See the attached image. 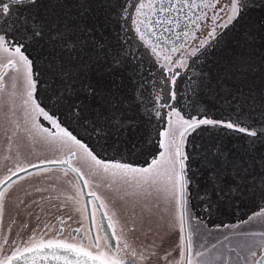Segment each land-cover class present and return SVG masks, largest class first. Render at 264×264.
Instances as JSON below:
<instances>
[{
    "label": "snow or ice",
    "instance_id": "obj_1",
    "mask_svg": "<svg viewBox=\"0 0 264 264\" xmlns=\"http://www.w3.org/2000/svg\"><path fill=\"white\" fill-rule=\"evenodd\" d=\"M0 264H264V0H0Z\"/></svg>",
    "mask_w": 264,
    "mask_h": 264
},
{
    "label": "trees",
    "instance_id": "obj_2",
    "mask_svg": "<svg viewBox=\"0 0 264 264\" xmlns=\"http://www.w3.org/2000/svg\"><path fill=\"white\" fill-rule=\"evenodd\" d=\"M220 53L218 52H213L211 55V58L206 62V63H202V62H197L196 64L193 65V67L191 69H189V74L193 75V78H195L196 73L203 71H207L208 70V65L215 64V58L217 56H219ZM86 135V134H83ZM153 143H155V140L153 141ZM146 147H150V146H146ZM156 147L158 148V145H156ZM106 155H112V152L109 151ZM198 202L196 201L195 197L193 198V204H197ZM251 205H247V206H240L239 208L236 206L235 203H228V202H224L221 204V206L218 209H215L213 212V215L211 217L212 220L216 221V222H220L223 221L224 223H237L238 222V218H246V213L250 214L251 211ZM194 212H199L203 218L205 220H208L209 217L207 215V213L202 211V207H196L194 208ZM211 227V225H210Z\"/></svg>",
    "mask_w": 264,
    "mask_h": 264
},
{
    "label": "flooded vegetation",
    "instance_id": "obj_3",
    "mask_svg": "<svg viewBox=\"0 0 264 264\" xmlns=\"http://www.w3.org/2000/svg\"><path fill=\"white\" fill-rule=\"evenodd\" d=\"M71 228H75V227H79L80 225L75 223V222H69ZM84 229L87 230L91 225L90 222L88 220L84 221ZM100 226V218H99V214L97 215V224L94 228V232L96 231V228H98Z\"/></svg>",
    "mask_w": 264,
    "mask_h": 264
},
{
    "label": "water",
    "instance_id": "obj_4",
    "mask_svg": "<svg viewBox=\"0 0 264 264\" xmlns=\"http://www.w3.org/2000/svg\"><path fill=\"white\" fill-rule=\"evenodd\" d=\"M22 175H23V174H22ZM99 218H100V221H101V218H102V212L99 213ZM103 226H104V229H105L106 231H108L109 234H110V229L107 228V220H104V221H103ZM93 233L95 234V232H94V228H93Z\"/></svg>",
    "mask_w": 264,
    "mask_h": 264
},
{
    "label": "rangeland",
    "instance_id": "obj_5",
    "mask_svg": "<svg viewBox=\"0 0 264 264\" xmlns=\"http://www.w3.org/2000/svg\"><path fill=\"white\" fill-rule=\"evenodd\" d=\"M45 124H46V122H45Z\"/></svg>",
    "mask_w": 264,
    "mask_h": 264
}]
</instances>
